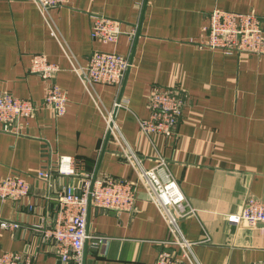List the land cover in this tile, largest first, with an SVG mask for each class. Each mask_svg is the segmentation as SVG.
I'll return each instance as SVG.
<instances>
[{
    "label": "crops",
    "instance_id": "obj_1",
    "mask_svg": "<svg viewBox=\"0 0 264 264\" xmlns=\"http://www.w3.org/2000/svg\"><path fill=\"white\" fill-rule=\"evenodd\" d=\"M214 8L251 12L264 29V0H67L47 10L33 0H0V94L40 103L50 82L67 93L64 114L39 107L21 119L20 132L0 130V180L16 173L30 184L25 199L0 200V221L19 222L0 228V255L32 252L33 264H58L39 227L54 220L56 194L73 179L54 174L50 186L37 173L70 155L79 169L130 181L136 190L131 211L89 208L88 232L104 241L85 243L83 264H155L159 250L180 253L176 237L191 243L198 264H264V223L233 220L246 197L264 199V53L200 45ZM93 13L135 32L113 43L94 39ZM97 50L129 57L120 84L84 83L75 72ZM35 53L58 65L53 78L30 70ZM153 86L173 88L182 101L170 135L139 127ZM108 111L113 132L106 131ZM153 168L176 181L193 209L178 218V232L140 179L141 169ZM180 263L189 264L182 256Z\"/></svg>",
    "mask_w": 264,
    "mask_h": 264
},
{
    "label": "built area",
    "instance_id": "obj_2",
    "mask_svg": "<svg viewBox=\"0 0 264 264\" xmlns=\"http://www.w3.org/2000/svg\"><path fill=\"white\" fill-rule=\"evenodd\" d=\"M41 10L51 6L62 5L67 0H33ZM129 30L121 29V22L100 13L91 15L90 35L102 42H115L121 33L132 36ZM203 36L200 45L211 49H219L224 53L246 52L264 53V29L259 18L251 12H236L214 8L207 13L202 25ZM131 62L127 55L114 51H93L85 66H75L74 70L84 83H103L118 85L123 80ZM59 67L48 61L46 55L35 53L30 58V70L43 79L53 78ZM67 93L55 82L46 87L40 103L31 99L17 97L11 92L0 94V130L20 132V121L32 117L39 107L49 108L56 116L66 110ZM150 109L147 118L139 119L142 132L170 135L181 113L182 101L173 88L153 86L147 101ZM115 106H121L119 102ZM115 125L112 111L106 115V131L113 132ZM163 164L165 161L162 159ZM57 174L71 177L72 182L62 186L56 194L57 212L54 220L41 226L44 240L50 241L60 264H83L84 246L91 239L92 244L104 241V237L91 234L87 229V218L91 206L116 211H131L136 200L133 183L108 175H97L91 171L79 169L75 159L70 155H60L55 164L38 171L37 176L48 180ZM140 179L147 187L150 199L158 206L166 217L170 229L178 232L177 220L181 216L193 213L187 207L186 199L175 180L168 177L162 180L156 168L141 169ZM51 186V184H50ZM30 192V184L20 175L10 173L0 180V200L21 201ZM236 222L247 225L264 223V199L248 196L238 214L233 216ZM19 222L14 220L0 221V228L16 229ZM190 242L176 237L180 253L169 249L159 250L155 264H181V256L186 257L189 264H198L189 253ZM32 253V252H31ZM21 254L5 251L0 255V264H33L32 254ZM180 256H179V255Z\"/></svg>",
    "mask_w": 264,
    "mask_h": 264
},
{
    "label": "water",
    "instance_id": "obj_3",
    "mask_svg": "<svg viewBox=\"0 0 264 264\" xmlns=\"http://www.w3.org/2000/svg\"><path fill=\"white\" fill-rule=\"evenodd\" d=\"M58 264H60V262L58 261Z\"/></svg>",
    "mask_w": 264,
    "mask_h": 264
}]
</instances>
